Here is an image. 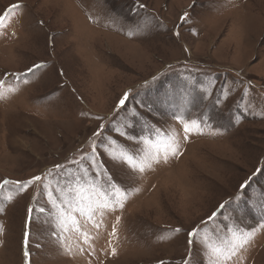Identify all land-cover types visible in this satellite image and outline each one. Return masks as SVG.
<instances>
[{
	"label": "rangeland",
	"instance_id": "374dc122",
	"mask_svg": "<svg viewBox=\"0 0 264 264\" xmlns=\"http://www.w3.org/2000/svg\"><path fill=\"white\" fill-rule=\"evenodd\" d=\"M0 16V264H264V0H0ZM137 151V169L113 158ZM77 178L123 207L62 216Z\"/></svg>",
	"mask_w": 264,
	"mask_h": 264
},
{
	"label": "snow or ice",
	"instance_id": "6c2138e0",
	"mask_svg": "<svg viewBox=\"0 0 264 264\" xmlns=\"http://www.w3.org/2000/svg\"><path fill=\"white\" fill-rule=\"evenodd\" d=\"M20 7L19 4L17 5H12L10 6V9H15ZM140 7H144V5H140ZM8 11V10H6ZM187 16V13L184 14V16L181 17V20L183 21L185 19V17ZM3 16H0V24L3 23ZM178 35V33H177ZM34 67H41V65H35ZM29 72L32 71V69H28ZM155 79V78H154ZM128 97V93H125L124 97L119 101L118 104V108L119 107H123L126 104V100ZM176 119H180L179 116L176 117ZM196 121H192L191 124L193 126L196 125ZM104 126L101 125V128H103ZM184 131L185 134L189 133L192 131V127L189 126V123H184ZM94 135H100V132L98 131L97 133H94ZM122 135H124L122 133ZM187 138V135H185V139ZM142 143H146L148 142L149 138L148 137H143L140 138ZM178 150V148H173L172 149V153L175 154L176 151ZM140 152H133V153H122L120 156H114V159H119L125 163L128 164L129 167L133 168V169H137V165L134 163L136 156L139 155ZM159 152H157V154L155 156H150V157H146V159H151V161L153 163H159ZM167 157L165 156V162H166ZM147 167H151L152 163H148L146 165ZM56 167H60L59 165H57ZM138 170L140 172H144L145 171V166H139ZM42 180L41 176H34L32 177L30 180H28L26 183H23L22 187L26 188L29 184H32L34 182H39ZM5 183H8V181H5ZM16 183H21L19 181H17ZM245 185L242 184L241 188H244ZM69 193L71 194V206L69 208V210L67 211L66 214H62L66 215L68 218L72 219L73 221H75V217L73 216V212H79L81 215H92L94 213V211L97 208H102V209H110V208H114V207H123V203H122V198L124 197V193L121 191L120 187L115 185L113 182H109L108 183V188L107 189H101L98 186H96L95 184H88L86 181H80L79 178H77V183H75L73 186H71L68 189ZM66 203H68L69 201L66 199L65 201ZM225 207V204H221L220 208L223 209ZM31 211V209L29 210ZM216 215V213L214 212L212 214V216L214 217ZM209 220L212 219V217L208 218ZM117 220L119 221V217H117ZM115 231V229H114ZM177 232L180 231V229H176ZM198 232V229H193L191 232L188 233V236L190 237L189 243H193L194 242V237L196 236ZM28 233H25V244L27 245V240H28ZM238 242V243H237ZM230 243V247L228 250V254L225 256L226 260H230L233 256L236 255V250L238 247H243L244 244L247 243V237H245L244 239H240L239 236H237L236 234H233V240L231 242H227ZM213 253L217 256H219L221 254V248L220 247H215L212 249ZM115 252V249H113V253ZM25 257L27 258L29 253L27 251H25L24 253ZM185 264H187V261L185 262Z\"/></svg>",
	"mask_w": 264,
	"mask_h": 264
}]
</instances>
